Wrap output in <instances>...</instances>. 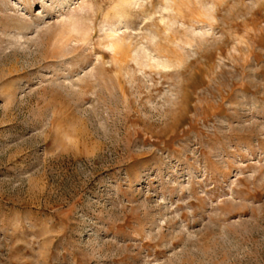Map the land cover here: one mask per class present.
Instances as JSON below:
<instances>
[{"label": "rangeland", "instance_id": "374dc122", "mask_svg": "<svg viewBox=\"0 0 264 264\" xmlns=\"http://www.w3.org/2000/svg\"><path fill=\"white\" fill-rule=\"evenodd\" d=\"M0 264H264V0H0Z\"/></svg>", "mask_w": 264, "mask_h": 264}]
</instances>
